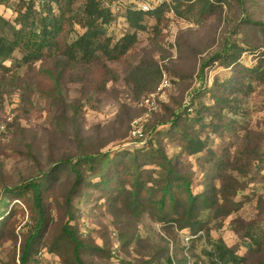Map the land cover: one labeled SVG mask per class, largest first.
I'll return each instance as SVG.
<instances>
[{
  "label": "rangeland",
  "instance_id": "1",
  "mask_svg": "<svg viewBox=\"0 0 264 264\" xmlns=\"http://www.w3.org/2000/svg\"><path fill=\"white\" fill-rule=\"evenodd\" d=\"M208 1L202 6L200 0H171L160 22L146 16L145 30L118 60L98 56L85 63L60 46H46L40 58L17 48L0 64V202L12 195L5 204L16 213L0 236V264H20L21 242L34 221L27 204L33 199L32 190L25 195L27 203L15 191L31 181L42 186L50 221L28 264H64L49 245L67 223L84 245V264H169L168 257L188 264L185 247L192 240L186 236L193 232L170 221L148 195L137 206L129 193L135 175L131 157L155 137L173 158L178 156V167L189 173L195 192L205 188L203 173L222 165L219 190L242 192L235 196L238 205L232 213L215 206L205 216L201 234L223 239L247 264H264V78L248 82L243 77L246 68L264 65V0ZM84 2L63 0L66 24L60 44L72 43L84 31L74 21L82 17ZM34 3L33 10H26L18 0H6L0 14L17 30L40 31L49 6ZM52 5L53 15H59ZM20 7L27 17L24 24L17 20ZM176 7L187 16L178 15ZM106 29L114 39L133 31L123 14L112 16ZM4 33L13 39L11 28ZM199 88L190 117L202 104L213 105V95L231 100L216 117L209 115L212 124H194L193 132L207 148L191 156L171 122L179 113L178 123L192 132L184 106ZM92 152L114 158L123 153L121 173L112 169L114 179L104 182L103 175L111 174L108 167L97 174L86 171L76 183L70 163ZM146 157L140 158L147 163L142 179L150 187L159 170ZM74 185L78 191L67 201ZM64 244L70 251V244ZM200 247L191 243L188 250L193 264H205Z\"/></svg>",
  "mask_w": 264,
  "mask_h": 264
},
{
  "label": "trees",
  "instance_id": "2",
  "mask_svg": "<svg viewBox=\"0 0 264 264\" xmlns=\"http://www.w3.org/2000/svg\"><path fill=\"white\" fill-rule=\"evenodd\" d=\"M6 0H0V5L5 4ZM22 7L26 10H33L37 0H18ZM201 5L209 4L208 0H200ZM42 5H48V12L41 18V30L33 31L31 33H25V31L17 30L15 25L0 14V64L12 57V54L17 48L25 49L26 54L34 58H40L43 54V47L53 49L54 46H60L65 49L70 58L77 56L81 61L85 63H92L96 57L103 56L111 60H118L122 58L138 41V32L145 30V17L149 16L155 18L157 22H160L164 17L167 9V5L171 0H164L161 4L154 6L149 11H142L137 8L136 5L129 3L125 5L119 11H115L111 7L112 0H85L82 5V17L74 19L76 24L84 29V31L77 35V38L69 43L65 41L59 43L58 36L61 37V32L65 26V9L63 7V0H44L37 1ZM60 9L59 15H53V5ZM190 10H194L195 5H190ZM20 15H18V23L24 24L27 21L25 12L23 13L21 7L16 9ZM175 12L185 17L187 12L180 10L176 7ZM125 15L129 21V26L133 31H129L119 39H114L107 34L106 26L112 20V16ZM6 27L11 28L14 31L13 39H10L5 35L4 29ZM264 55V54H263ZM237 59V58H236ZM234 59L233 61H235ZM247 73L244 74V79L248 82L252 78L261 79L264 78V65L260 64L251 68H246ZM259 77L257 78V76ZM203 89L199 88L197 91H193L189 97V103L185 104L186 122L194 129V124H200L208 126L212 124L209 115H218V111L226 109L230 97L220 96L218 94L213 95L215 103L213 105L206 106L202 104L203 109H199L195 117H190L189 112L194 109V102L198 97V92ZM207 89V88H206ZM218 108L215 109V107ZM178 116V117H177ZM179 113H176L175 120L171 122L172 128L180 131L181 138H183V150L191 156L202 153L206 148V141L201 139L198 131L190 132L188 127H183L177 121ZM186 123V124H187ZM146 139V147L141 151L133 153L131 157L133 161L132 170L135 173L132 179V188L129 189V193L133 200L139 206L144 201L146 195L149 196L152 205L160 211L164 216H168L175 223H179L182 228H188L193 233L188 235L191 243L194 245L200 243V257L204 260L205 264H247V258L238 254L230 246L226 244L223 239L207 237L201 234L203 230V221L205 216L210 215L214 211L215 206L220 208H226L227 213H232L237 207L238 202L235 200V196L242 192L240 189L232 190L228 195L223 193L225 191L219 190V184L217 180H221V166L220 164L214 165L210 170L203 173V178L200 183L205 185L203 191L195 192L192 186L193 179L187 171L181 170L178 167V156L173 158L162 147L160 141L156 139ZM158 142V144H156ZM149 154V155H147ZM152 159V164L158 167V175L151 179L154 181L150 187H148L147 181L142 179L143 165L146 162L140 163V158L145 160ZM126 157L123 153H118L116 157H110L109 152L100 153L92 152L85 155H81L75 163H70L76 172V183L83 179L86 171H92L93 174H97L105 167L109 168L111 174L103 175L102 181H112L114 179L112 169L115 173L120 174V168L125 164ZM110 176V178H108ZM41 184L35 181H31L25 186L18 187L15 193L22 198L25 203V195L32 190L31 197L32 203L28 204L30 212L34 217L33 224L28 227V231L24 234L21 242V249L19 260L20 264H28L30 254L37 246L44 242L49 231L50 216L48 211L43 205L42 188ZM9 192H13L12 189H7ZM78 191L77 186L72 187L71 192L67 194V201L71 200L73 194ZM229 191V190H227ZM12 195H5L0 202V236L8 229L11 223V219L14 218V209L8 208L6 202H9ZM149 200V199H148ZM221 205V206H220ZM6 206L5 209H2ZM8 208V209H7ZM218 209V210H219ZM217 210V211H218ZM195 236V237H193ZM70 244V251L66 248V243ZM191 243L187 242L185 247V256L187 257L188 264L191 262V256L189 249ZM65 247V250L62 248ZM52 252L59 253L64 264H84L81 251L84 248L83 243L78 239L75 232L72 230L71 224L67 223L62 229V233L55 238L54 242L49 245ZM169 264H176L174 257H168ZM143 264V263H138Z\"/></svg>",
  "mask_w": 264,
  "mask_h": 264
},
{
  "label": "built area",
  "instance_id": "3",
  "mask_svg": "<svg viewBox=\"0 0 264 264\" xmlns=\"http://www.w3.org/2000/svg\"><path fill=\"white\" fill-rule=\"evenodd\" d=\"M37 1H44V0H37ZM163 1L164 0H112L111 7L113 10L119 11L122 8H124L125 5L132 3L136 5L139 10L149 11L154 6L161 4ZM2 130H3V126H0V134ZM133 132L136 133L137 131L134 130ZM186 240L189 241L190 237L186 236Z\"/></svg>",
  "mask_w": 264,
  "mask_h": 264
}]
</instances>
